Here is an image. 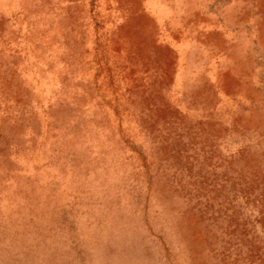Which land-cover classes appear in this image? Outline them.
<instances>
[{
  "label": "rangeland",
  "instance_id": "1",
  "mask_svg": "<svg viewBox=\"0 0 264 264\" xmlns=\"http://www.w3.org/2000/svg\"><path fill=\"white\" fill-rule=\"evenodd\" d=\"M0 264H264V0H0Z\"/></svg>",
  "mask_w": 264,
  "mask_h": 264
}]
</instances>
